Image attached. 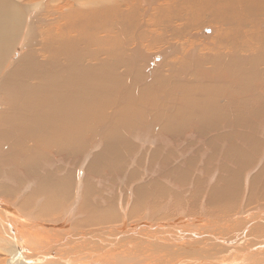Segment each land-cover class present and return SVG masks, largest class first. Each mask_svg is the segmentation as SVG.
Here are the masks:
<instances>
[{
    "label": "bare ground",
    "instance_id": "bare-ground-1",
    "mask_svg": "<svg viewBox=\"0 0 264 264\" xmlns=\"http://www.w3.org/2000/svg\"><path fill=\"white\" fill-rule=\"evenodd\" d=\"M221 79L240 84L239 90L227 88L226 99L237 97L248 112H236L231 118L225 109L214 106L218 92L225 98L226 87L222 92L210 83ZM190 80L195 83L184 84ZM204 80L215 81L207 84ZM170 83L173 89L161 95L165 87L172 88ZM257 86L264 88V0H0V181L8 180L5 165H25L21 174L35 177L36 197L45 200L41 206L40 198L31 204L30 196L22 201L23 191L17 199L8 200L0 191L5 197L0 198V255L3 251L9 257L2 262L128 264L125 260H132L140 264L156 252L164 260L177 257L190 261L183 264H213L217 245L229 251L232 242L236 245L233 251L243 249V256L251 259L228 264H259L264 257L260 256L264 253V204L225 218L226 222L192 220L185 223L192 224L191 228L181 224L179 234L157 232L155 226H150L153 233L146 234L143 229H130L132 223L138 225L148 218L145 214L144 220L131 219L143 210L146 189H138L139 201L129 209L127 222L120 218L114 201L108 202L107 209L94 208L87 193L80 205L85 216L78 220L75 206L63 208L76 190L72 174L59 178L68 163L77 169L81 159L94 172L114 167L131 153L129 161L135 162L142 151L137 148L152 143L150 125L153 135L162 129L176 132L170 124L177 123L178 113L182 116L178 105L172 116L158 106L167 101L164 97L169 98L170 106L177 102V91L183 94L184 105H201L198 114H189V119L196 117L205 125L208 116L217 117L232 122L229 127L233 122L235 127L244 126L253 137L251 132L264 129V92ZM198 87L209 97H195V93L200 96ZM145 102L153 106V118L141 110ZM257 106L261 107L259 113ZM144 122L149 126L142 129ZM214 122L211 120L210 130H215ZM250 135L238 136L251 142ZM235 136L227 137L234 140ZM253 145L260 146L258 142ZM97 147L103 152L96 153ZM150 158L153 162L157 157L151 154ZM81 175L80 171L79 179ZM48 178L54 182H47ZM47 189L54 193L48 195ZM237 189L233 183L221 199L212 192L210 201L222 212H231ZM262 200L264 187L259 190L253 182L244 206L248 209ZM249 212L252 218L243 215ZM121 219L125 223L120 224ZM68 223L80 228L119 225L91 232L85 239ZM177 223L165 222L168 227ZM209 225L212 231L207 233ZM252 244L255 248L248 250Z\"/></svg>",
    "mask_w": 264,
    "mask_h": 264
},
{
    "label": "rangeland",
    "instance_id": "rangeland-1",
    "mask_svg": "<svg viewBox=\"0 0 264 264\" xmlns=\"http://www.w3.org/2000/svg\"><path fill=\"white\" fill-rule=\"evenodd\" d=\"M174 42L177 43V41ZM156 62L158 65L157 73H159L161 71L160 70L161 63L159 62V59H157ZM7 73L8 70L6 71L5 75ZM157 73H155L154 76H157ZM172 81L175 82L176 84L178 82L177 80H176L177 82L175 80ZM204 81L207 82L208 84L210 82H214L215 80L209 82L207 80ZM193 83H195V81L190 80L189 82H186L184 84L190 85ZM210 84L214 87V89L218 88L222 92H224V90L223 89L221 90V88L226 87V90L224 92L225 98L223 97V94L220 92H218L217 97H215V101H214L215 107H221L225 109L223 111L228 112L231 115V118L233 114L236 112H248V109L244 108L243 105H241L243 103H239L237 101L238 99L237 97H234L232 101L226 99L227 93L229 92L227 88L233 90L230 87L235 86V89L237 90L240 89L238 88V86H240V84L238 85V82L233 84L228 79H221L218 82L210 83ZM170 85L172 86L171 83ZM206 85H202V86H206ZM256 85H257L256 82H254L253 86L255 87ZM198 88L199 90H201L200 87ZM172 89L173 86L172 88L165 87V91L162 92L161 95H165L166 93H168L169 90ZM257 90L258 91L262 90L264 92V88L262 86H257ZM196 92L197 93L199 92L200 96L199 94L196 95L195 93V97H201L203 99L209 97V94L205 91L201 90ZM250 94H245L244 97H248V95ZM164 98H166L167 101L165 100L166 102H163L162 103L163 105L158 106L159 111L163 112L165 115L172 116L176 112L174 110L177 105H178L177 108H179V110L182 111L181 118L179 117L181 114L179 113L177 114V118H178V119L176 118L177 123L170 124V126H173L174 124L173 129L177 128V131L171 133L170 131H164L162 129L160 133L154 131V135H153L152 133L153 127L152 125H150V129L151 128L152 129L149 136L151 135L150 138L152 139L150 140H152L151 142L153 144L152 143H150L151 145L146 144L147 146L144 145L140 149L138 147L137 151L139 152L141 149L142 151L134 159L135 162L129 161L131 156L133 155V153H131L128 156L124 157L119 163L115 164L114 167L111 168L101 167L100 169L94 172L90 170L89 164L85 167L86 160L81 159V162L79 163V165H77V169L74 164L68 163L66 172L60 174L59 178H62L63 176H66L68 173H71L73 184L75 181L73 187L76 190H74L72 198L68 200V202L63 203V208L67 209V207L69 206H75L74 214L76 215L75 216L76 219L81 220V218L85 216V213L81 212L80 210V205L84 201L85 193H87V199H89L90 206L94 208L107 209L109 207L108 202L114 201L116 204V206L114 207L117 208L119 214H121L120 216H122L120 218H123L125 221L126 218H128L129 209L132 207L133 204H136L139 201L138 192H137L139 188L146 189L147 191L146 196L144 198L145 199L144 202L146 204L144 203V206L142 208L143 210L140 212V215L131 219H134V221L144 220V217H146L145 214H148L147 216L148 218L145 219L146 221H143L138 225H136V223H132L130 229L131 230L137 229L139 231H142L143 229L144 233L146 234H148L149 232L153 233L154 231L152 230L153 227L151 228L150 226H155L154 229H157L156 230L157 232H161V233L167 232L170 235H172L174 231L175 232L177 231V234H179L181 224H183L184 227L191 228L192 224L187 225L185 223H188L192 220L199 219L198 221L205 220V222H208L211 221L210 219L212 220L217 219L216 221L222 222L223 220L225 221V218H229L231 216L237 215L238 212L240 213L241 211L244 210L245 211L250 210L249 208L252 209V207L253 208L257 207L259 206V204H264V200H262L257 203H254L253 205L248 207V209L244 206L245 200L247 199V196L251 190V186L253 182H256V187L259 190H261L264 187L263 184L264 129L262 131L259 129V131L257 132L254 131L251 132L250 130L251 134L253 133V137H252V135L248 134L249 130H246L244 126L237 124L236 125L237 128H236L233 122L232 127H229L228 125H230L232 122L229 124L227 120H222V119L219 120L217 117H216L217 120H215V117L213 119H210L211 118L210 116H208V119L206 121H203L206 123L204 125V123L197 120L196 117H194L193 120L189 119V114H194V115L198 114L201 105L198 106H195L193 104L184 105L183 94L180 93L179 91H177V102L174 101L173 102L174 104L172 103L173 105L171 106H170V102L168 101L169 98L168 97H164ZM207 103H211V101ZM143 104L144 105L140 106V108L142 107L141 110H144V113L146 112L148 117L153 118L152 117L153 106L151 105V103L145 102ZM256 109H257L256 113H259L261 107L257 106ZM218 112L221 111L218 110ZM117 113L118 111L116 112V114ZM243 116L246 117V115ZM118 118L119 117H114V119H118ZM261 118H264V116H261ZM211 120L213 122L214 121L216 122V123L214 122L216 126L215 130H210L211 125L209 124L211 123ZM244 120L245 119H243L242 121ZM155 121L157 122L158 120L155 119ZM163 121L165 122V119H162L161 123L159 122L160 125L162 124V126L164 124ZM253 123H257V120H253ZM113 125L114 122L111 123L109 127ZM143 125L145 126V128L149 126L146 123L141 124L142 129L144 127ZM224 126H226V128H224ZM229 134H232L233 136L236 135L235 137H237L238 140L235 137L234 140L227 137ZM14 135L15 137L20 138L18 134H14ZM238 135H245V136L250 135L251 142L244 141L245 139H242ZM156 136H158L159 140ZM160 137L164 138V140L165 139L167 140L166 143L164 142L166 145H163L164 143L162 141L164 140L161 138L160 141ZM239 137L244 142L239 141L240 140ZM131 140L132 142L136 143V141L133 140L132 138ZM235 140L238 143L235 142ZM254 142H258L260 146L258 148H254L253 145ZM0 148H3L2 143L0 144ZM102 152L103 149L101 147H97L96 153H102ZM151 154H154V156L157 157L153 162H151V158H150ZM10 157H13V155H10ZM138 157H141L139 161H137ZM69 161L70 159L68 160V162ZM19 162H21V160H19ZM5 167L7 168L6 173L8 180L3 179L2 181H0V191L8 198H10L8 200L17 199L16 197L20 195L21 192L23 191L20 198L22 201H24L28 196H30V204H31L34 200L36 201L37 198L38 199L40 198L41 201L40 206H41L45 200L43 197H36V193L38 191L37 190L38 182L36 181L35 177L34 176L27 177L21 174L25 170L26 166L18 163L13 168H10L7 165H5ZM78 170L79 172L80 171L82 172L80 179H79V172L77 174ZM75 171L77 175L76 178H75ZM235 174H238L239 177L238 178L233 177V175ZM210 175L212 176V178L210 177ZM46 181L54 182L49 178L46 179ZM233 183H237L238 185L237 195H236L237 203L235 205V209L231 212H222L218 205H215V203L213 204L210 201L211 194L212 192H216L215 195L217 198L219 199L225 198L227 191L229 190L230 186ZM219 192L222 194L219 195L218 194ZM53 193L54 191H52L51 189H47L48 195H51ZM0 196L1 199L5 198L1 194ZM156 210L157 211L159 210L158 211L159 213L156 212ZM177 218H179V220ZM189 218L191 220H189ZM123 219H121L120 224L127 222V221L124 222ZM52 220L58 221L59 219L58 217H53ZM163 220H164V224L162 222ZM175 220L178 222L177 226L171 225L170 227H168L165 224V222L168 221L170 222L174 221L175 223ZM73 223H68L67 226H69V228L71 227L75 232L77 231V234L83 235V238L84 235L90 231L98 230V229H106L108 227L114 228V226L119 225L115 223L111 225L106 224L107 226L102 224L103 228H100L101 227L100 225L80 228L74 226ZM154 223H160V224L155 225ZM200 224L202 223H199V225ZM210 226L211 225L205 228L206 230H208L207 233H210L212 231V228ZM149 227L151 228V230H149L150 229ZM155 236L162 237L161 235H155ZM254 246L255 245L253 244L250 245L248 250L254 249L255 248ZM256 246L259 245L256 244ZM1 253L3 255H0V264L2 263L6 264L5 262L9 257L5 252L3 253V251H1ZM214 253L216 256L217 252ZM148 256L150 257L149 258L147 257L145 260L140 262V264H146V262L147 264L149 263L160 264L161 262H162L161 264H176L179 261L181 262H179L178 264H183L189 261L188 259H187L188 261L185 259H184L185 261H182L180 259H177V257L175 260H173V258L172 259L168 258L165 260L163 258L160 259L157 258L156 252L149 253ZM192 256L198 258V255L196 254H193ZM260 256L263 257L264 253L263 255L261 254ZM3 257H7L5 262H2ZM243 257L244 258H242V261L244 262L245 260L246 262H249V259H251L247 254H245ZM261 259L262 260H260L259 264H264V257ZM125 261L128 262V264H130V262L131 264H138L137 262L132 260H125ZM169 261L171 262L169 263ZM117 263L123 264L122 261L121 262L117 261Z\"/></svg>",
    "mask_w": 264,
    "mask_h": 264
},
{
    "label": "water",
    "instance_id": "water-1",
    "mask_svg": "<svg viewBox=\"0 0 264 264\" xmlns=\"http://www.w3.org/2000/svg\"><path fill=\"white\" fill-rule=\"evenodd\" d=\"M251 212H253V211H251ZM251 212L243 214V215H246L248 218H252L254 215H252ZM105 230H107V229H98V230L90 231L84 235V238L87 239L88 237L92 236L91 232H99V231H105ZM231 244L233 245V249H229V251L225 250L224 245H221V246L217 245L219 247L216 250L217 255L213 257V260H211V262L213 264H228L229 261H234V260L242 261L243 254H244L243 249L233 251L235 249L236 245H234V243H232V242H231ZM213 254L215 255V253H213ZM204 259L207 261L209 260V259H207V257H205ZM8 261H7V263H8ZM200 264H202V262H200Z\"/></svg>",
    "mask_w": 264,
    "mask_h": 264
}]
</instances>
